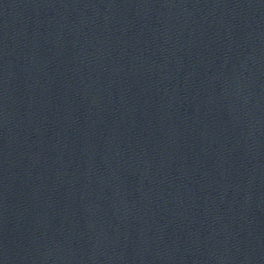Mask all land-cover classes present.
<instances>
[{
	"label": "water",
	"instance_id": "obj_1",
	"mask_svg": "<svg viewBox=\"0 0 264 264\" xmlns=\"http://www.w3.org/2000/svg\"><path fill=\"white\" fill-rule=\"evenodd\" d=\"M0 264H264V0H0Z\"/></svg>",
	"mask_w": 264,
	"mask_h": 264
}]
</instances>
